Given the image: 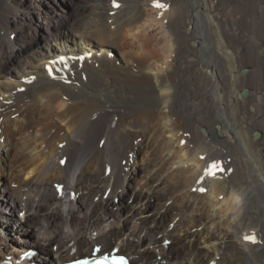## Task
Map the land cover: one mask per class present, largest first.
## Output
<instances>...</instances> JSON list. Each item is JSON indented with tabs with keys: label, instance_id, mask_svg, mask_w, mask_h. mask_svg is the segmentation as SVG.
I'll list each match as a JSON object with an SVG mask.
<instances>
[{
	"label": "bare ground",
	"instance_id": "obj_1",
	"mask_svg": "<svg viewBox=\"0 0 264 264\" xmlns=\"http://www.w3.org/2000/svg\"><path fill=\"white\" fill-rule=\"evenodd\" d=\"M66 1L0 0V261L264 264V0Z\"/></svg>",
	"mask_w": 264,
	"mask_h": 264
},
{
	"label": "rangeland",
	"instance_id": "obj_2",
	"mask_svg": "<svg viewBox=\"0 0 264 264\" xmlns=\"http://www.w3.org/2000/svg\"><path fill=\"white\" fill-rule=\"evenodd\" d=\"M78 2H79V0H69V1H66V2H64V12L65 13H67V14H70L72 11H73V9L76 7V5L78 4ZM151 6V7H150ZM148 8V7H147ZM148 10V11H147ZM146 11L147 12H145L146 14H145V16H144V18H143V20H142V23H141V25H143L144 27H146L147 29H149V30H152V29H157V31H156V34H155V38H156V41H159V48L161 47L162 48V46L165 44V42L163 41L164 39V37L163 36H165V35H167V30H166V28H165V25H163V24H161V21H159V20H161V19H158V18H160V12L158 13V10L160 11L161 9L160 8H158V7H155L154 5H149V8L147 9ZM199 11H201V9H198ZM159 16V17H158ZM159 22V23H158ZM235 20L234 21H232V20H228V23H227V26L228 27H230V28H232V31L233 30H235V29H237L238 28V24L235 22ZM232 23V24H231ZM146 24V25H145ZM156 24V25H155ZM158 24H161V26L162 27H160V25H158ZM235 24V25H234ZM9 28V27H8ZM151 28V29H150ZM235 28V29H234ZM16 30V31H14V30ZM9 30L13 33H11V35L13 36V37H15V38H18V33L19 32H21L19 29H17L16 27H12V26H10V28H9ZM13 30V31H12ZM210 30V25L208 24V40H210L211 42H214V38H213V36H211V35H214L213 33H210L211 32V30ZM18 31V32H17ZM17 32V33H16ZM163 37V38H162ZM213 38V39H212ZM161 41H162V44H161ZM140 45V44H139ZM139 45L137 44V48H138V50H137V48H136V46H134V49L136 50V51H141L142 50V46H141V48L139 47ZM194 46H196L195 44H193ZM141 49V50H140ZM160 54H161V56L162 57H164V58H168V54H164L163 53V51L162 50H160ZM209 55H208V59H209ZM213 57H211V59H212ZM66 57L65 56H61V57H59L58 59H57V63H56V66H55V70H57L60 66H66ZM214 59V58H213ZM58 61H60V62H58ZM157 62V64L159 63V60L158 61H156ZM156 64V63H155ZM52 71V70H51ZM246 73V72H245ZM92 196H93V198H92ZM81 198V197H80ZM87 198H88V200H87ZM100 200H101V198H100V196H96V195H94V194H89V195H87L85 198H84V201H83V209H82V211H80L79 212V215H80V217H83L85 214H87V212H91V211H93L94 209L95 210H99V207H98V205H99V202H100ZM7 202V205H9L10 204V201L8 200V201H6ZM85 202H87V203H85ZM86 207V208H85ZM8 208V207H7ZM91 208V209H90ZM98 208V209H97ZM82 214V215H81ZM150 249L151 250H154L155 248L154 247H150ZM42 264H52V263H50V261H48V260H44V262L42 263Z\"/></svg>",
	"mask_w": 264,
	"mask_h": 264
},
{
	"label": "snow or ice",
	"instance_id": "obj_3",
	"mask_svg": "<svg viewBox=\"0 0 264 264\" xmlns=\"http://www.w3.org/2000/svg\"><path fill=\"white\" fill-rule=\"evenodd\" d=\"M114 6H116V7L119 6L118 4H115V0H114ZM154 6L158 7V8H165L166 7V5H164L163 3H160L159 0H155ZM216 167H217V165L213 164L211 166V168H209L207 170V174L208 175H215V172L213 171V169H215ZM201 191H204V189H201ZM113 264H125L124 258L123 257H120L119 259L114 258Z\"/></svg>",
	"mask_w": 264,
	"mask_h": 264
},
{
	"label": "water",
	"instance_id": "obj_4",
	"mask_svg": "<svg viewBox=\"0 0 264 264\" xmlns=\"http://www.w3.org/2000/svg\"><path fill=\"white\" fill-rule=\"evenodd\" d=\"M246 71L247 69L243 70V72H246ZM247 91H248L247 89H244L243 93L247 94ZM254 135H255V138H259L261 136V133L259 131H256Z\"/></svg>",
	"mask_w": 264,
	"mask_h": 264
}]
</instances>
